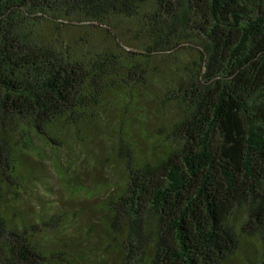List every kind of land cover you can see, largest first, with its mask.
Segmentation results:
<instances>
[{
	"label": "trees",
	"instance_id": "obj_1",
	"mask_svg": "<svg viewBox=\"0 0 264 264\" xmlns=\"http://www.w3.org/2000/svg\"><path fill=\"white\" fill-rule=\"evenodd\" d=\"M0 264H264V0H0Z\"/></svg>",
	"mask_w": 264,
	"mask_h": 264
},
{
	"label": "rangeland",
	"instance_id": "obj_2",
	"mask_svg": "<svg viewBox=\"0 0 264 264\" xmlns=\"http://www.w3.org/2000/svg\"><path fill=\"white\" fill-rule=\"evenodd\" d=\"M49 170H50V172H51V179L49 180L50 181V183H52L53 182V184H54V189H55V195H56V198L60 201V202H64V203H67V204H71V205H75L76 203H78V202H82V201H84L85 203L88 201L85 197H83V196H78V197H76V200H75V204H73V200H72V198L70 199L69 197V195L68 194H66L65 192H63V190L61 189V187H60V182L59 181H57L54 177H53V174H52V167H51V165L49 164V162H47L46 163V167H45V172H46V174L48 175L49 174ZM38 196H39V199L38 200H36V204H39V203H41L42 202V200H43V194L41 193V191L38 193ZM54 198V197H53ZM83 202V203H84ZM19 207H22V208H24L23 207V205H20Z\"/></svg>",
	"mask_w": 264,
	"mask_h": 264
}]
</instances>
